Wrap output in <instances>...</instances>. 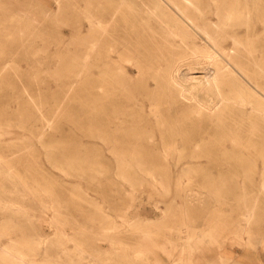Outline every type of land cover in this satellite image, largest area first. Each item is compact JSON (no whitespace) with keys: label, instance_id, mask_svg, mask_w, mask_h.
I'll return each instance as SVG.
<instances>
[{"label":"rangeland","instance_id":"rangeland-1","mask_svg":"<svg viewBox=\"0 0 264 264\" xmlns=\"http://www.w3.org/2000/svg\"><path fill=\"white\" fill-rule=\"evenodd\" d=\"M259 1V4H262L260 6L259 4L257 5L259 6V10L258 7L252 9V6L249 9L253 11L251 13L255 12L264 15V0ZM0 2V30L2 29L4 31H0V161L4 162L2 159H5L4 163L9 165L8 169H10V171L12 170L13 174L17 176L20 175V177L17 178L23 185H27L28 188H38L41 194L45 193L48 195V200L46 201L53 204V208H49L50 210H41L40 204L32 195L26 196L15 180L12 181L4 174L0 173V193L2 194V192H4L3 194H5L4 196L6 198L3 197V194L1 196L6 199L5 201L21 202L19 204L22 209H27L25 212L28 211L27 213H15L0 208V224L3 220L11 218L9 220L11 222V224L9 222V228L7 227L6 230L0 229V248L6 245L12 237L15 241L23 244L24 247H28L29 245L30 247L34 246V250L31 252V258L33 257L32 261L35 262V264H64L62 261H65V264H67L69 261L72 262V259L76 261L75 236L77 234H74L76 233L78 220H80V214L84 212L81 222L86 228L87 236H94V244L100 245L104 249L111 250L113 253L112 256L114 257V253L120 254V252H122L121 239H117V233L120 232L123 234V232H125L123 229L124 227L122 228L120 225L123 217L126 218L128 214L130 215L133 212H138L139 214L137 217H140V226L143 228L140 227L138 231H133V235H144L150 242L149 247L154 255L161 258L165 264H171L172 262H174L172 264H177L178 261L182 262L177 260L181 257H185V264H209L206 262L207 259H216L218 252L227 257L224 256V261L226 263L228 262L227 264H261V260L257 261L255 258L257 255L259 257L261 251L260 243L264 242V190L261 192V185H259L264 180V155L253 152L247 154L248 157L247 155H239V157L234 155L227 158L221 152L208 149L210 146L220 143V136L216 138L210 133L190 136L185 130L177 131V133L173 134L171 139H167L163 144L167 145V148L173 145L181 146L183 151H179V148L173 152L171 150L170 152H163L160 150L159 152L161 153L155 151L154 154L151 153L143 156L142 160H145L144 162L155 171V176L161 183L160 185H155L150 181L148 176L142 173L140 174L138 168L134 166L133 163H136L137 158H129V161H132L133 167L131 171L126 167L128 157L124 155H115L112 151L114 147L115 149H122V145L137 146L145 145L147 142L131 139L130 142L125 143L121 141V137H114L108 134L107 126H104L109 113V111H107L106 115V110L104 109V107H107L105 106L107 105V100L100 103L103 107L101 111V115L103 116L102 120L105 121L103 126L97 128L95 124H93V119L91 118L93 112V102L91 101L93 95L92 89L94 88L93 83H96V88L99 85L103 86L102 88L105 90L110 88L106 83V81L108 82L109 80V78H107L109 76L104 72V70H107L106 61L109 54V45L105 38V41H103L100 46L101 56L99 59H95L91 52L89 35L90 33L91 35H95L99 29H90L86 14H91L95 18L101 17L100 19L102 22H105L107 11L110 10L112 6L111 0H0ZM59 8L61 10H59ZM202 8L204 10L208 9L205 4H202ZM58 10L62 11V13L60 12L58 19L54 20L53 16ZM15 12L22 14L26 18L21 25L20 23L15 24V22L4 21V19H7ZM254 20L256 24L255 21H253L254 23L252 25L255 27L256 31L254 34L256 35H254L253 41H251L253 42L251 49L256 48L257 50L259 46L258 41H264V34H262L261 31H259V33L257 31L262 26V22L258 19ZM4 25L9 27L8 30L11 33L13 32L12 35L14 36H8L6 34L7 32L5 33L6 29H4ZM104 30H102L103 34H107V29ZM241 32V38L243 39V36H245V29ZM258 34H260V36H257ZM85 36L88 37V39L85 38ZM243 40H246V38ZM117 42L116 44L121 45L119 40ZM263 46L260 48L261 50L264 49ZM259 52L261 53L258 49L255 56H258L260 54ZM263 54L264 53L260 54L262 55L260 57L261 61L263 59ZM92 64H95L96 67L98 66L95 72L92 71ZM123 64L127 65V62H123ZM69 70L72 71L70 72L71 75L69 74ZM253 71L257 70L255 69ZM256 78L258 81L264 82L263 77ZM99 82L103 84L101 85ZM116 91V95L122 97L120 91L118 89ZM57 98L58 100H56ZM35 99L40 103L37 101L35 102ZM52 111L54 114L58 112L57 115L52 116ZM41 112L42 114H40ZM22 114L24 116H22ZM51 117H53V119ZM49 119L50 121L47 122ZM70 121L71 123L69 124ZM32 124H34V126ZM36 128H42L43 130L38 129L39 132L42 131L38 133ZM32 129L34 131H32ZM44 131L47 133H44ZM67 133L71 135L69 138ZM154 134L155 140L159 141V138L162 137L160 135V130L154 131ZM215 139L218 141H215ZM65 142H67L68 145ZM70 142H73L71 143L72 147L70 146ZM107 143L109 144L107 145ZM64 144L68 147V153L66 152V147L64 146L65 148H63V146H61ZM159 144L162 143L160 142ZM59 146H61V149H64L63 151L65 153L59 149ZM73 147L75 148L73 149ZM202 147H206L207 150H201L200 148ZM50 148L51 150L56 149L61 152H55L56 150L50 152ZM68 149L72 153L69 152ZM46 152H50L49 154H51L52 157L54 156L53 159L57 161L55 166L56 169L53 168L52 163L49 164V158L45 155ZM69 153L70 155L72 154L71 156L74 155L75 158L70 157ZM117 154L119 153L117 152ZM241 156L245 163L247 161L246 158L248 159L247 165L245 164L246 166L240 165L242 161L240 160ZM47 158L48 162L46 160ZM71 158H74V160ZM61 159L63 161H61ZM132 159H134V161ZM67 164L75 166L74 170L70 171L72 175H75L76 171L81 175L76 174L75 176H71L69 172L62 171V166ZM50 165L52 166L50 167ZM126 171L130 175L127 174ZM88 172H91V176H88V174H90ZM126 174L130 177L132 176V180L137 178L138 180L140 179L143 183L140 187L141 189L139 188V190H137V185L133 183L135 180L129 183L126 179L128 178ZM31 176H33L35 180H32L34 178ZM222 178L233 181L234 184L241 186V188L237 185H232L229 190L224 189L226 193L229 192L227 196L225 193V199H223L224 197H222V199H216L212 194L213 190L210 186L218 185ZM34 182L37 183L38 186ZM39 183H41L43 189ZM39 185L41 187H39ZM74 189H76V191ZM130 192L133 193V195H130ZM241 192H244L246 201L238 197ZM53 194H56V196ZM53 196L54 200L51 198ZM47 197L45 198L47 199ZM56 197L59 198V200ZM55 201H59L60 204ZM88 201H90V203H88ZM96 204L102 207V214L95 213L96 210H94V205ZM170 204L171 206H169ZM246 207L248 209L254 207L252 209L254 218L249 223L244 220V212L247 210ZM8 212H10V214ZM54 213L55 218L60 219L56 220L57 224H55V226L51 224V218L54 216ZM164 215L167 218H165ZM30 216L33 219H31ZM163 216L164 218H162ZM29 217L30 219H28ZM62 217L67 221L61 220ZM107 217L109 219H107ZM38 219H41V221H37ZM103 219L106 221H103ZM107 220L109 222L111 221L110 225L107 224ZM184 221L187 224L184 225ZM104 224H107L109 227ZM145 224H149V226ZM239 224L241 225L239 226ZM12 226H16L17 229L15 227V230ZM107 228H109L110 231H108L109 229ZM105 229L107 231H105ZM186 230L187 233L185 232ZM109 232L111 236L113 235L112 238L111 236L108 237L110 235ZM102 233L107 238L111 239L101 240L105 237L103 235L101 236ZM125 233L130 235L129 232ZM198 234L199 236H197ZM62 235L69 236L72 241H67L66 243ZM205 235L207 236L206 238ZM38 238L51 241V243L50 241L47 242L51 247L45 246V250L47 249L46 253H43V251L39 252V249H35L39 246L36 244V247L35 245V242L39 241ZM257 240L260 243H258ZM55 241L57 244L52 243ZM182 244L185 245L183 246ZM53 245L55 247H53ZM166 247L169 250L172 248L174 249L172 254L174 257L171 256V258H169L167 256L163 251ZM54 249L56 251H54ZM63 249L67 251L66 254L63 252ZM193 249L196 251H192ZM40 250L43 249L40 248ZM116 250L119 251L117 252ZM195 256L201 257V261L197 263H189L187 261V259H193ZM261 256L262 255H260V257ZM232 258L234 259L232 260ZM5 259L7 258L0 255V264H4V262H6L5 264H9L10 262V264H12L13 261ZM47 259L50 260L47 261ZM38 261L42 263H38Z\"/></svg>","mask_w":264,"mask_h":264},{"label":"bare ground","instance_id":"bare-ground-1","mask_svg":"<svg viewBox=\"0 0 264 264\" xmlns=\"http://www.w3.org/2000/svg\"><path fill=\"white\" fill-rule=\"evenodd\" d=\"M259 2H260L259 0H111L112 6H111V9L107 11V17H106L105 22H102V20L100 19L101 17L95 18L91 14H86V19L90 25L89 26L90 29L91 30L92 29L95 30V28L99 29V31L95 35H91V33L89 35V43L91 44L90 48H91V52L93 56L95 57V59H99V57L101 56L100 46L102 42L105 41V38L109 45V51H108L109 54H108V58L106 61L107 70H104V72H106L109 76L107 77L109 78V80L107 79L108 82L106 81V83L109 85L110 88L107 87L108 89L105 90L102 88L103 86H100V85L97 86L96 88V83L95 82L93 83L94 88L92 89L93 95L91 98V101L93 102V106H92L93 112L91 116V118L93 119V124H95L97 128H99L100 126H103V123L105 121L102 120L103 116L101 115V111L103 110V107L100 105V103H102V101L104 100H107V105H105L107 107H104V109L106 110V115H107V111H109V113L107 116L108 119L105 122L104 126H107L106 128H108V134L114 137L115 136L121 137L122 138L121 141L125 143L130 142L131 139L135 141L147 142L145 143V145H137V146L122 145V149H115V147L113 146L114 149L112 148V151L115 153V155H124L128 157V161L126 163V167L128 169L131 170V168H133L132 163H131L132 161L130 162L129 158H135V159L137 158L136 163H133V164L136 168H138V170L140 171V174L142 173L143 175L148 176L150 178V181L153 182V184L160 185L161 183L159 182L158 178H156L155 176V173H154L155 171H153L147 165V163L144 162L145 160H142L143 156H146V154H151V153L154 154L155 151H157L158 153L160 150L163 152L164 151L170 152L171 150L173 152L179 148L178 149L179 151H183L181 146L173 145L167 148V145L163 144L164 141H167V139H171L173 134L181 130L182 131L185 130L190 136H198V135H201L202 133L204 134L210 133L214 135L216 138L220 136L221 137L220 143L219 144L216 143L214 146H210L208 149L221 152L227 158L232 157L234 155L239 157V155L243 156V155H247L253 152H258V153H261V155H264V82H260L256 78V77L264 78V54H263L262 61L260 59V57L262 56L260 54L264 53L263 51L264 49L262 50L260 49L264 45V41H260V40L258 41L259 46L257 45L258 46L257 48L259 49V51H261V53L259 52L260 54L258 56H255V53H257L258 49L257 50L256 48L251 49V46L253 45V42L251 41H253V37L254 35H256L254 34L256 31L255 27L254 25H252L254 23L253 21H255L254 19H258L260 22H262V26L261 27L259 26L260 28L257 31L258 33L259 31H261V33L264 34V15L258 14L255 12H254L255 14L251 13L253 11L249 9L252 6L253 7L252 9L254 8L256 9L258 7V10H259V6L262 5L261 3L259 4ZM202 4H205L208 9L204 10L202 8ZM258 4L259 6H257ZM59 10L61 9L59 8ZM59 10L56 14H54L53 16L54 20L58 19V15L60 14V12L62 13V11H59ZM25 19L26 18L22 14L15 12L14 14H11V16H9L7 19H4V21L15 22V24L20 23L21 25V23H23ZM255 24H256V21H255ZM241 28L245 29L246 37L243 36V39L246 38L248 42L241 38V35H242L241 31L244 30ZM4 29H6L5 33L7 32L6 34L8 36L12 35L13 32L11 33L8 30L9 27L5 26ZM104 29H107V34H103L102 30ZM260 34H258L257 36H260ZM85 38L88 39V37L86 36ZM118 40L121 43V45L116 44ZM123 62H127V65L123 64ZM97 67L95 66V64H92V68H93L92 71L95 72L98 69ZM67 68L70 69L69 67ZM251 68L253 70L256 69L257 71H253ZM71 70H72V67H71ZM72 71L69 70V74ZM99 83L101 85L103 84L101 82ZM117 89L120 91V95L122 97L120 96L118 97L116 95ZM56 100H58V98ZM36 101L37 100L35 99V102ZM54 101H55V98H54ZM57 113L58 112L54 114L53 112L51 114L52 116H54V115H57ZM40 114H42V112ZM22 116L24 115L22 114ZM51 118L53 119V117ZM48 121H50V119L47 120V122ZM70 123L71 121L69 122V124ZM32 125L34 126V124ZM42 128H38V129H42ZM33 129L32 131H34ZM38 129H37V132L41 133L42 131L39 132ZM58 130H61V129H58ZM157 130H160V135L162 136L159 138V141L158 140L156 141L154 138L156 134V133L154 134V131H157ZM44 133H47V132L44 131ZM120 133H123V134H120ZM67 134L69 135L68 136L69 138L71 135L69 133ZM75 137H71V138H75ZM215 141H218V140L215 139ZM160 142L162 144H159ZM65 143L68 145L67 142ZM71 143L73 142H70V146L72 145ZM108 144L109 143H107V145ZM59 145H60V142H59ZM115 145L117 146L116 143ZM61 146H63V148L66 147L65 149L67 152L68 147L65 146V144ZM61 146H59V149L63 151L64 149H61L60 148ZM46 148H47V145H46ZM74 148L75 147H73V149ZM200 149L207 150L206 147L205 148L202 147ZM55 150H51L50 148V152L55 151ZM60 150H58L59 153L61 152ZM58 151L56 150L55 152H58ZM50 152H46L45 155L49 158V162H50L49 164L52 163L53 168H55L57 161L53 159L54 156L52 157L51 154H49ZM69 152L71 151L69 150ZM117 152L119 154H117ZM71 155L70 157H74V155L73 156ZM242 156L240 159L242 160L240 162L241 166L245 165L248 161V159L246 158L247 161L245 160L246 161L245 163L242 159ZM48 158L46 159L47 162H48ZM74 158L73 159L71 158V159L74 160ZM2 160H4L5 162V159H2ZM132 160L134 161V159ZM61 161L63 160L61 159ZM4 162L0 161V173L1 174H4L8 179H11L12 181L15 180L20 185L21 189L24 191L26 196L32 195L33 198L37 200L38 203L40 204L42 208L41 210H50L49 208H53L52 207L53 204L46 201L48 200L47 194L45 193L41 194L38 188H35V187L28 188L27 185H23L20 182V180L17 178V177H20V175L17 176L13 174L12 170L10 171V169H8L9 165H7ZM74 165H75V162H74ZM74 165L67 164V165L62 166V168L61 167L60 168L62 169V171L70 173V171L74 170V167L76 166ZM51 166L52 165H50V167ZM84 167H85V163H84ZM78 172H81V171H78ZM88 173H90L88 174V176L89 175L91 176V172H88ZM76 174H78L77 171L75 172V175ZM127 174L129 173L127 172ZM75 175L71 174V176H75ZM129 175H127L128 178L126 179L129 181V183L130 181L135 180L136 183L134 181L133 183L134 185H137L138 187L137 190H139V188L143 185V183L140 181V179L138 180V178L132 180L131 178L132 176L130 177ZM32 180H35V178ZM23 181H26V180H23ZM35 184L37 185V183ZM39 184L41 185V183ZM40 185L39 187L42 186ZM232 185H237V184H234V182L231 180L222 178L218 185H212L210 186V188L213 190L212 194L214 197H216V199L217 198L222 199V197H224L226 193L224 189L229 190L230 186ZM259 185H261L260 187H261V192H262V190H264V180ZM237 186L241 188V186L239 185ZM41 188L43 189V186ZM74 190L76 191V189ZM3 193L4 192H2V194ZM228 193L229 192L226 193V196ZM2 194L0 193V208L6 211L15 212V213H23V212L27 213L28 212V211L25 212V210L27 209L25 210L22 209V207L19 204L21 202L17 203L16 201H9V200L5 201L6 199L3 198L5 197L4 196L5 194H3V197L1 196ZM129 194L133 195V193L131 192ZM54 196H56V194ZM54 196L51 197L53 200H54ZM45 197H47V199ZM238 197L241 198V200L243 198V200L246 201L244 192H241ZM57 199L59 200V198ZM223 199H225V197ZM72 201L75 202L74 200ZM55 202L59 203V201H55ZM58 203H55V204H58ZM88 203H90V201H88ZM254 204H255V201H254ZM94 206H95L94 210H96L95 213L96 212L97 214L103 213L102 207L99 204H96ZM169 206H171V204ZM248 208L246 207L247 210L245 209L246 212H244V220L247 223L251 222V220L254 218L253 217L254 212L252 210L254 207L252 209H248ZM8 213L10 214V212ZM83 214L84 212L83 213L81 212L80 220H78L76 233L74 232L75 233L74 235L77 234L75 236L76 237V250H75L76 251V261L72 259V262H70L69 261L71 259L70 258L68 260L69 263L67 264H165L161 258L156 257L154 255L153 251L149 247L150 242L144 237V235L142 234H141L142 236H138V234L133 235L132 232L136 230L138 231V229L141 227L140 217L139 218L137 217L139 214L138 212H133L130 215L128 214L126 218L123 217L122 219V223L120 225L122 228L124 227L123 229L125 230V232H129L130 235H128L125 232H123V234L120 232L117 233V239H121L120 243H122L121 245L122 252H120V254L114 253L116 257L112 256L113 253L111 250L104 249L100 245H95L94 236H89V237L87 236L86 228L81 222L83 220L82 219ZM164 216L162 218H164ZM30 217L28 219H30ZM165 218L167 217L165 216ZM10 219L3 220V222L0 224L1 230H6L7 227L9 228L8 225H9ZM31 219L33 218L31 217ZM107 219L109 218L107 217ZM56 220H60V219L59 218L56 219L55 213H54V216L51 218V224L55 226V224H57ZM61 220H66V219H63L62 217ZM37 221L40 222L41 219H38ZM103 221H106V220L103 219ZM110 222L108 221L107 224L110 225ZM107 224H104V225L108 226ZM185 224L187 223H185L184 221V225ZM145 225L149 226V224H145ZM240 225L241 224H239V226ZM15 227L13 228L15 229ZM112 228H113V225H112ZM105 231L107 230L105 229ZM108 231H110V229ZM185 232L187 233V230ZM102 235L103 233L101 234V236ZM113 235L111 236V233H110L108 237L111 236L112 238ZM197 236H199V234ZM62 237H64V239L66 240L65 241L66 243L67 241H72V239L69 236L62 235ZM206 237L207 236L205 235V238ZM111 238H107L105 236L101 240H110ZM259 240H262V239H259ZM49 241L50 240L48 239L45 240L44 238L39 239V241H36L38 243L35 242V245L36 244L39 245L38 248H35V249H39V252L43 251V253H46L47 249L45 250L46 248L45 246L51 247L50 245L47 244V242ZM73 242H74V239H73ZM52 243H56V241ZM258 243L260 242L258 241ZM53 247L55 246L53 245ZM40 248H42L43 250H40ZM65 249H63V252L66 254L67 251ZM33 250H34V246L30 247L29 245L28 247H24L23 244L19 243L18 241H15V239L11 237L8 243L4 245L2 248H0V253H1L0 255H3L5 258L9 259L10 261L16 262V263L12 262V264H35V262L32 261L33 257L31 258V254H32L31 252ZM54 251L56 250L54 249ZM116 251L118 252L119 250H116ZM163 251L167 254L169 258H171L174 252V249L172 248L169 250L166 247L165 250ZM192 251H196V250L193 249ZM34 253H37V252H34ZM224 256H225L224 254H219L218 252L216 259L214 260L207 259L206 262L209 264H227L228 262L226 263L224 261V258L226 256L225 257ZM184 259L185 257H181L180 259H177V260L182 261V262L178 261L177 264H185ZM191 259L192 258H189L187 259V261L189 263L191 262L197 263L201 261V257L199 256L198 257L195 256V258H193L192 260ZM233 259L234 258H232V260ZM255 259L257 261H260L258 255L256 256ZM49 260L50 259H47V261ZM40 262L41 261H38V263ZM62 262H64L65 264V261H62ZM5 263L6 262H4V264Z\"/></svg>","mask_w":264,"mask_h":264},{"label":"crops","instance_id":"crops-1","mask_svg":"<svg viewBox=\"0 0 264 264\" xmlns=\"http://www.w3.org/2000/svg\"><path fill=\"white\" fill-rule=\"evenodd\" d=\"M260 245H261V251H260L259 257L260 255H262L260 257V260H261L260 262H262L261 264H264V242L260 243Z\"/></svg>","mask_w":264,"mask_h":264}]
</instances>
